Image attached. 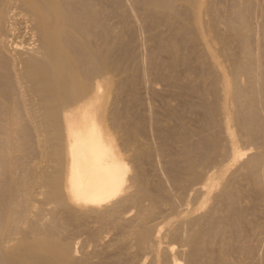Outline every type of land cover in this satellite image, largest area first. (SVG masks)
Listing matches in <instances>:
<instances>
[{"label": "rangeland", "instance_id": "rangeland-1", "mask_svg": "<svg viewBox=\"0 0 264 264\" xmlns=\"http://www.w3.org/2000/svg\"><path fill=\"white\" fill-rule=\"evenodd\" d=\"M103 1H104V3H102ZM113 1L112 0H110V1L109 0H102V1L95 0V2H94L92 0L90 2V5H89V3L87 4L90 6V10L92 12L94 10H96V11L98 10V12H99L102 10V8H104V7L108 8L109 7L108 13L105 15V18L102 19V21H101V23L102 22L103 23L106 22V23L101 24L98 21L93 22L91 20L92 24L91 23L89 24L90 25L89 26L90 27V29H89L90 34L88 33L87 36L89 35L88 39H90V37L92 39H94V44H93V40H92V50L93 51H100V50L104 49V51H100V52H104V53L107 52L106 54H108V55H106V60H107L106 62L108 63V68H107L108 70L107 69L105 70L103 68L102 69L98 68L99 70L95 71L96 79H102V77H104L105 74L108 77L107 81H105V83H104L105 85L102 87L103 88L102 90L105 91L104 92L105 96H103L104 98H103V100H101L100 116H101V119L102 118L104 119V120L102 119V122L106 124L105 128L108 130V132H110V134H112V136L114 135L113 137L115 139L117 147H118L119 151L121 152L122 156L124 157V159L129 163L130 169H129V175H128V181H127L128 185L126 184L127 186H125L126 190L124 189V191H123L124 193L122 192L121 193L122 195H119L118 196L119 198L117 197L118 200L112 199V201H109L108 204L106 203L103 206H101L99 209H96V211L95 210L92 211L89 206H86L84 204H77L74 202L73 203L69 202L68 198H66L67 201H66V199L64 200V203L66 204L65 205L63 202L59 201L61 203L60 204L57 200L54 201V199L52 200V198H50V196L48 197V195H49L48 190L49 189H47V188H49V187L47 185H45V182H43V179L45 177L44 175H46L48 173L55 172L54 170L56 169V167H55L56 164H54L55 163V156L53 154L52 138H51V135L48 134L49 131L47 130V128L45 127V124H44L45 120L41 116L42 111H41V107H40V105H41L40 100L42 101V99H40V98H42L41 97L42 95L39 94V96H38V94L34 92V88H32L30 84L23 85L25 83L22 81H21L22 82V84H21L20 81L17 80V78H16L17 76L15 75V72L12 69V63L16 64L17 68H19L22 64L18 58L19 53H17V52H23V53L27 52V51L30 52L31 51L30 48L31 47L33 48V47H35V45H38L39 41H38L37 34L34 32L33 24H32V22L30 23V18L26 14L27 12L17 2L13 1V4L11 5V7L9 9L10 12L8 11L7 18H6V20H4L5 26L6 25L7 26L6 27L4 26V29H5L4 33L5 34H3L4 35L3 37H5V38H3V39H5L4 43L7 44V45H5V47H6V54H8L7 55V61L8 62L6 61L8 66H6L5 68L3 66H0V78H2L0 80V82H1L0 84L2 85V86H0V92L2 95H0V96H1V98L4 99V100H2V102H5L6 104L2 103L1 99H0V105H1V103L3 106L5 105L3 108V109H5V110H3L4 113L7 111L6 105H10L12 107L14 106L13 108L15 109L14 110V112H16L15 114H18V112H19L18 121L22 119V122L19 121V123H20L19 126H21V127L16 125L17 128L19 127L18 128L19 130L21 128V131H19V134H18L19 135V137H18V140H19L18 147L19 148L16 152L17 154H19V155L16 154L17 156H19L17 158H20V159H18L19 161L17 160V162H16L18 164V166L15 164L14 168L16 169V174L18 176H20L22 182L26 176L27 179L29 178V180H28V181H30L29 185L34 184V185H32L34 187L32 188V186L30 185L31 187H30L29 191L32 190L30 192V194H28L29 191H28V193L25 192L27 194H25L24 191H21L23 188L19 189V192L22 193L21 195H19V197H21V198H19L21 203H18L19 200H17L18 204L15 203L16 207L15 206L14 207L16 208L15 209L16 213H18V211H19L18 214L21 215V217H20L21 219L19 218L20 215H16L18 218H16L15 222H17L16 225L18 224V227L16 225H14L15 223L13 222L12 231H11V229H7V227L5 229H3L5 231L7 229L6 233L4 234L3 239L9 241L11 238H13V240H15L14 243L17 242V239L20 240L26 236H28V238L31 239V237L35 236L34 234H36V232L32 230L33 229L32 226L33 225L37 226V224H38L37 228L39 230H41L43 233L45 232L44 235H46L48 238H49V236H50V239H51V237H52V239L58 238V239L62 240V242L67 241L69 244H71L72 247L75 249V253H76L75 257H77L78 259L80 258L82 260V263H84V264H99V263L100 264H106V263L118 264V262H117L118 260H119V262H125L126 260H128L126 262H129L132 260L133 262H135V264H151L150 260H148V256H147V258H145L147 253L143 252L140 248H139V250H137L138 246L136 244V240H135L136 238H134L136 236L135 232H137L136 230L139 227L140 220L142 221V219L145 215L144 212L145 211L147 212L150 207H156L155 209L150 208V210L155 211V212H152L150 217L149 216H148V218L146 217L147 219H145V217H144V219L148 221L146 223L150 224V226H154L153 228H155V226H157V228L160 227L163 224L159 225V223H161L165 220L166 221H170V219L172 220L173 224L170 226L173 227V229L165 226V227H163L164 228L163 233H164L168 230V228H169L168 232H170L171 230H174V228L178 224H177V222H173V220L176 221L177 220L176 216L178 215V213L179 212L181 213V211L183 212L184 209H187L183 213L187 212L188 210L193 212V213H191L190 211H188V213L190 212L192 215L190 213L187 214L186 215L187 219L188 218L192 219L195 217H199V219H200L199 220L198 218H196V219H194V221L198 220L197 223L193 222L194 225H196L195 229L198 227L197 230L206 229V228H208V226H209V228H211L210 227L211 222L209 224V221L213 220L217 223L218 228L216 227V225H213V227L217 228V229L216 228H213V229L214 230L216 229V231H215L216 234L220 233V231H221V233L218 235H216L214 233L215 234L214 236H216L215 237L216 239H214V238L213 239L215 240L216 244H214L213 247L216 248V247H219L222 244H226V243L233 246L235 249H233L234 251L231 254L232 256L231 255L229 256V260H230L229 262L230 263L236 262L235 264H250V263L251 264H261V263L264 264V260H263L264 259V254H263V252H264V250H263L264 249V196H263L264 192H262V191H264V182H262L263 177H264L263 176L264 166L263 167L259 166V169H258L259 173H257V174H259L258 177H260L261 176L260 173L262 172L261 173L262 176L260 177V179L258 178V180H257V178H254L252 176V173H253L252 170L250 168H247V166H245L246 161H248L252 156L254 157V155L255 156L259 155V153L261 151L264 152V133L262 132L263 135L261 134V131L264 130L263 129L264 127L262 128V130L260 132L259 131H257L256 133L254 132L255 134L253 133L252 136H249V135L245 134L246 130L244 129L243 126H241V123L237 119V114L242 115V116H246L247 111H248L247 108L249 107V101L248 100H250L253 96L254 97L260 96L259 99L256 98L257 101L255 100V104L254 103L253 104H254V108L256 109V112L258 113L260 120H262V122L264 124V99H263L264 98V92L262 90V88H264V72H263L264 71V69H263V67H264V61H263L264 60V0H197V1L195 0L197 2V3L195 2L196 5L194 4L193 0H172L169 3L170 5H168L167 7H161L158 5H148V4L146 5L143 2V0H115V3H112ZM242 1H243V4H242ZM84 2L85 1L83 0V3ZM237 4H239V5H237ZM232 7H235L234 8L235 10ZM236 7L240 8L245 16H246V14H247V16H249L251 14L250 17L246 16V18L248 19L246 22L247 24H244V22H240L238 20V18H237V10L238 9ZM242 7H243V10H242ZM19 8H22V9H19ZM80 10H79V12H80ZM84 12H86V11H84ZM81 13H83V12H81ZM180 13L182 14V16ZM84 15H86V14H84ZM155 15H157V16H155ZM177 17H179V18H177ZM191 17H193V18H191ZM189 19L190 20L192 19L191 21L196 19L197 22L193 21V23H192L191 21H189ZM203 20H204V22H203ZM184 22H185V24H184ZM188 23H189V25H188ZM194 23L200 24V25H198L199 27L197 25H195ZM183 24H184V26H183ZM193 26H195V27H193ZM245 26L248 27L247 28L248 30L245 28ZM106 27L108 28V31H107ZM103 28H105V30L107 31L106 34H103V32H102L104 39L106 38L107 35H108L107 37H109V38H106L107 40L105 39L104 41L106 42L108 40L109 41L111 40L110 42L108 41V43H105L103 40H102V42L100 41V39L103 38L102 34H100L101 31L103 30ZM190 28H192L193 30ZM195 28H196V30H194ZM199 28H201L200 31H199ZM207 29H208V31H207ZM180 30H181V33H180ZM244 30H246V33L243 32ZM201 31H204V32L206 31L207 33L206 32L204 33ZM240 31H242L243 33ZM199 32H201V34L202 33L203 34L202 35L200 34V36H199ZM214 34H215V37H214ZM237 34L239 35V38H238ZM240 34H241V36H240ZM193 35H194V38H193L194 42L192 43L189 41V39L191 38V36L193 37ZM246 36H247V39H246ZM35 39H36V41H34ZM239 41H241V42H239ZM205 42H208V43H205ZM202 43H204V44H202ZM248 43H249V45H248ZM213 47L215 49H213ZM246 47L248 49H251L250 52H248L249 50ZM14 49H15V51H14ZM227 49H229V50H227ZM202 51H204V52H202ZM222 51H223V54H222ZM233 51L235 54L233 53ZM243 51H245V52H243ZM16 53H17V55H15ZM170 53H172V54H170ZM249 53H251V54H249ZM252 53L253 54L255 53L256 55L255 54L252 55ZM230 54H231V56H230ZM207 55L209 56V58ZM211 55H213V57L215 56L216 60H212L214 58H212ZM258 55H259V57H258ZM210 56H211V59H210ZM234 56H236V58L239 57V59H241L243 62L248 61V57L251 56L252 58L249 57V59L251 58L252 62L255 61L254 63H252L254 65H252L251 67L249 66L250 68L248 67L246 69V71L248 70L247 72L244 71L245 68L242 70L236 71L231 64L232 59L235 58ZM245 56H248V57H246V59H244ZM253 56L257 59L259 58V60H256ZM93 58L94 57H92V59ZM205 58H208L207 61ZM209 60L210 61L212 60L213 63L210 62ZM208 61H209V63H208ZM257 62L258 63L260 62L261 64L260 63L258 64ZM210 63H212L214 65H212ZM255 63L259 66H256ZM94 64H95V62L93 63V65ZM230 64H231V66H230ZM210 65H211V67H210ZM224 65H226V66H224ZM260 65L263 67L261 68ZM211 68H213L214 71ZM254 68H256V69H254ZM5 69H6V71L10 70L7 72V74L9 73L8 75L6 73L4 74V72H6V71H4ZM100 69L102 70V74L98 75L99 73H101ZM232 70H233V72H232ZM261 70H262V72H260ZM103 71H104V74H103ZM106 71H107V73H106ZM218 71H220L219 75L222 77V82H221V77L218 75V73H216ZM1 72L3 73V75ZM231 73H234L235 76H232L233 74H231ZM6 75H7V77H6ZM102 75H104V76H102ZM4 77H5V79L8 78L7 80H9L10 84L8 82L6 84H4L5 86L2 84V82L5 83ZM233 78H235V79H233ZM260 78H262L261 81H259ZM217 79H218V81H217ZM236 79L238 80V84H235V83H237ZM227 80L228 81L231 80V81L228 82ZM219 81L221 82L222 85L220 84ZM8 84H9V86H8ZM20 84H21V87H19ZM6 85H7V87H6ZM16 85H18V86L16 87ZM230 85H231V87H227ZM235 85L240 86L239 88L242 89V91H243V94H242L243 96L240 99V101H239V99L234 97L235 96V94H234L235 89L233 87ZM22 86H24L25 88L27 87V88L26 89L22 88ZM213 86L216 90L213 88ZM221 86H223L225 88H223ZM1 87L4 88L5 92L7 90V93H4V91L2 90L3 88L1 89ZM28 88L30 89L29 91H27ZM210 88H212V89H210ZM220 88H221V90L223 88L224 92H222L220 90ZM228 88H231L230 89V96H228L229 94H226L229 91ZM253 88H254V90H253ZM213 89L215 90V93L217 92L216 94H214ZM258 90H260V91L262 90V92L260 93V91H258ZM30 91L32 92V94H29ZM26 93L30 97H28V96L26 97V95H25ZM221 93L225 94L227 97L224 96V98H222L223 95ZM257 93H259V94H257ZM219 94H220V96H219ZM33 97H35V99H39V102H38V100H35V99H34V101H31L32 100L31 98H33ZM38 97H40V98H38ZM217 97H218V99H217ZM228 97H229V99L234 97L236 101H234V98H232L233 101L229 100V101L225 102L226 101L225 99H227ZM22 98H24V99L22 100ZM243 98H244V100H243ZM8 99H9V101H7ZM221 99H224V100H222L224 102H221ZM25 100L27 101V103L28 102L30 103V104H27V105H29L28 107H30V108H28L29 112H27L26 109L22 110V109H24L23 107H24V101ZM217 100H218V102H217ZM219 100H220V103H219ZM243 101H246V102L242 103ZM235 102L237 103V105ZM31 103H33L35 107ZM213 103H215V104H213ZM225 103H229V104H225ZM36 104H38V105H36ZM218 104H219V106H218ZM221 104H225V105L223 106ZM31 105H32V108H37V107L38 108L34 109L35 110L34 111L31 108ZM220 105L222 108L223 107L225 108L226 105H227L226 108H229L228 109L229 111H227V115L231 116V117H229V128L231 130V133L237 134L235 136L239 137V139H238V137L236 138L232 134V139H233L232 141L233 142L229 138H227V136L224 132V124H225L224 121L226 120V117H227V115L225 114V111L227 109L225 108L226 109L225 110L223 108L222 112H221ZM231 105H232V107H231ZM20 106H23V107H20ZM236 106H237V108H236ZM17 108L19 109V111L16 110ZM211 108L213 111L210 110ZM230 108H232V109H230ZM233 108L237 109V110L235 111ZM30 109H31V112H30ZM215 109H216V111H215ZM240 109H242V110L240 111ZM232 110L234 111V113L232 112ZM3 111H2V109L0 110V116L3 117V120H5V121H2V118H1L0 124L3 123L2 125H5L8 122L7 120H8L9 115L7 114L8 111L5 114L3 113ZM37 111H38V113H37ZM210 111H212V114L215 115V117L212 116ZM25 112H27L29 114L35 113V115H32V114L27 115V113H25ZM39 112L41 114H39ZM219 112H221L222 114L224 112L223 116H221V113L219 114ZM237 112H239V113H237ZM241 112H242V114H241ZM216 115H217V117H216ZM19 116H20V118H19ZM23 116H26L27 119L25 117L23 118ZM219 116H220V118H219ZM260 116H262V117H260ZM209 119L210 120L212 119L211 122H209ZM221 119L224 121L222 122ZM230 120H231V122H230ZM235 120L238 121V124L236 123ZM22 123H23V125H22ZM214 125H215V127H213ZM218 125H219V127H218ZM231 126L233 127V129H231ZM22 127H23V129H22ZM42 127H43V130H42ZM45 129H46V131H45ZM220 129H223V130L220 131ZM238 129H239V131L240 130L241 131L239 132ZM232 130H234L235 132H232ZM134 131L136 132V134L134 133ZM203 131H204V133H203ZM4 132L5 131L2 128V133H4ZM240 133H241V136L239 135ZM127 134L129 137L131 136L130 138L127 136L128 139L126 137ZM222 134H223V136H222ZM213 135H215V136H213ZM257 135H258V137H256ZM200 137L205 141H203ZM215 137L221 138L219 140H221L222 142L217 140ZM131 138L133 141L131 140ZM129 140H130V143H129ZM134 140H136L135 141L136 143H133L134 144L133 145L132 142H134ZM236 140H239V143L240 142L241 143L238 145V141L236 142ZM217 141L219 144L216 143V145L214 146L213 145V144H215L214 142H217ZM20 142H21V146H20ZM211 142H212V144H211ZM136 144H138V145L136 146ZM222 144H224V146ZM49 145L51 146V148L49 147ZM199 145H201V146H199ZM230 145H231V147H230ZM220 146L224 147V148L227 147V149L223 150V148H221ZM232 146H235L236 148L242 147L241 152H243V151L247 152L248 155H245V156L248 158L246 159L245 156H242V157H244V159L241 157L240 160H238L240 163H238V161H236V162L232 161L231 162L232 156H230L229 154H232V153H230L231 152L230 148H232ZM137 148H139V150H137ZM213 148L216 150H214ZM19 149H21V151ZM140 149L144 152H141ZM229 149H230V151H229ZM205 150H206V152H204ZM219 152H220V154H219ZM224 152H225V155L223 154ZM252 152H253V154H252ZM263 152H262V154H264ZM214 153H216V155ZM139 154H142L145 157H143L142 155H139ZM206 154L208 156H206ZM226 154H228L229 159H228ZM52 155H53V157H52ZM213 155H215V156H213ZM22 157H23V159H22ZM204 157H206V158H204ZM225 157L227 159H225ZM205 159H207L208 161L207 160L205 161ZM228 160H230V161H228ZM243 160H244V162H243ZM222 162H223V164H222ZM229 162H231L230 166L227 167L226 164H228ZM234 162H235V164L236 163H238V164L234 165L233 164ZM138 163H139V165H138ZM242 163H244V166ZM28 165H29V169H31V167H32L31 170L28 169L29 174L31 175L30 177H27L26 174L24 175V173H22V170L28 168ZM135 165H137V166H135ZM220 165L223 168L226 166L227 169L226 168L219 169ZM238 165H239V167H238ZM245 167L249 171L250 170L251 171L250 172L247 171V169ZM260 168H261V170H260ZM216 169H219V171L221 170L222 172L221 171L219 172ZM239 169H241V170H239ZM223 170H225L226 172ZM31 171L34 172L33 173L34 175L32 174ZM215 171H217V173L218 172L220 173V174H218V175H220V179L223 175L224 176L222 177L223 179L220 181L219 186L217 185L218 187H216L219 191L217 189H215L214 190L215 192H213V194H212V195H214L215 199H213V196L211 197L210 195H208L209 200L207 201V199H208L207 196H205V193H203L201 190H199V187L206 181L208 175H210L211 173L215 174L216 173ZM198 172L199 173L201 172V173L199 174ZM194 173H198L197 176H194ZM221 173H223V174L221 175ZM247 174L251 178L253 177L254 180L251 179ZM35 175H38V176H35ZM40 175L42 177H40ZM32 177H34V178L37 177V178L34 179ZM244 177H245V179L243 180ZM26 178H25V181H27ZM218 178H219V176H218ZM225 178L227 179L229 184L232 182L231 183L232 185H236V187L239 186L238 188H240V190L242 192L241 193L242 196L240 198H242V199H241V201H239V204L237 206L241 207L242 210L239 209V211L234 210L232 212H228V213L226 212L227 208H225V207H227L228 204L222 198L223 194L219 193V192H223V190H221V188L225 185V183L227 184V181ZM232 178H233V180H232ZM32 179H34V180H32ZM39 180L42 181L43 183L42 182L38 183V182H40ZM230 180H232V181H230ZM255 180H257L258 183H253V182H255ZM199 181L201 182V184ZM181 183H183V185ZM223 183H224V185H222ZM259 183L261 186L259 185ZM136 184H137V186H135ZM140 184L142 187L140 186ZM241 185H242V187H241ZM258 185H259V188H258ZM245 186H247V188ZM143 188H145V189H143ZM148 188H150V189H148ZM158 188L160 189V191H162V190L163 191L160 192ZM251 188H254V189H251ZM147 191H150L149 193H151V195L153 192H155L154 196H153V197L156 196L154 198V201L149 199L150 196L146 195ZM216 191H218V192H216ZM255 191H256V195L254 193ZM201 193H203V194H201ZM245 193L247 195H245ZM25 195H27L28 198ZM187 195H189V196H187ZM136 196L138 198V202L136 201L134 204V201H132V199H133V197H136ZM245 196L247 198H244ZM127 197H129V199ZM146 197H147V199H146ZM210 197H211V200H210ZM25 198H26V200H25ZM29 199H30V201H29ZM31 199H33V200H31ZM120 199L123 201V203L119 202ZM115 200L118 203H120V205L117 204V202ZM124 200H126V201L124 202ZM185 200H187V201H185ZM192 200H193V203L189 202ZM201 200L204 203H202ZM243 200H244V202H242ZM36 201H38V202H36ZM179 201L182 202V203H180L181 205H179ZM250 201H252V203ZM54 202H55V204H54ZM152 202H155V203H152ZM185 202H187V203H185ZM199 202H201L203 205L205 204L206 206H204V208H203V205H201ZM221 202H223V203H221ZM115 203L117 205H115ZM241 203L244 205H242ZM70 204H72V205H70ZM112 205H114V207L118 206L117 208L119 211L115 212V213L116 214L119 213L120 215L118 214L119 215L118 216L114 212H111V213L112 214L114 213L113 215L118 216V218L121 217L120 218L122 220L121 224H120L121 220L118 219L119 220L118 221L115 219L117 217L114 216L115 218H113V216H110L111 215L110 209H112V207H113ZM70 206L73 207L74 211H76L77 213L73 212L72 208L70 209ZM67 207H68V209H67ZM200 207L203 209H201ZM243 207H245V208H243ZM175 208H176V210H175L176 212L173 210ZM178 208L180 211L178 210ZM182 208H183V210H182ZM199 208L201 210H204V209L205 210L201 211ZM18 209H20V210H18ZM68 210L70 212H68ZM21 211H23V214ZM194 211H195V213H194ZM197 211H199V212L197 213ZM240 211L241 212L243 211V212L241 213ZM239 212H240L241 216H240ZM71 213H73V214H71ZM175 213H177V214L175 215ZM196 213L198 214V216ZM39 214H40V216H39ZM65 214L67 217L65 216ZM76 214L77 215L83 214L82 220H81V218L75 219L76 217L74 215H76ZM84 214H87V216L85 217ZM201 214H203V215H201ZM210 214L212 215L211 218L208 217V215L210 216ZM219 214H221V216ZM244 214H246L247 216ZM23 215H24V217H23ZM102 215H104V216H102ZM188 215H190V217ZM95 216H97V217H95ZM141 216H142V219H141ZM204 216H205V219H204ZM174 217H176V219ZM222 217H225L226 223L221 224V227H220L219 221H223ZM242 217H244V218L246 217V218L243 220ZM35 218H36V220H35ZM17 219H18V221H17ZM230 219L232 221H234V223ZM93 220H94V222H93ZM113 220L117 221L116 224L119 222L121 227L118 224L116 226ZM241 220H242V223H241ZM158 221H159V223H158ZM228 221L232 222L233 225H231V223H229ZM215 222L213 224H216ZM20 223H22V224H20ZM31 223H32V226H31ZM64 223H66V224H64ZM133 223H135V224H133ZM198 223H199V226H198ZM206 223H208V225ZM250 223L252 225H250ZM141 224H142V222L140 223V225ZM225 224H227V226H225ZM203 225H205V226H203ZM235 226H236V228H235ZM250 226H252V227H250ZM253 226H254V228H253ZM23 227H24V229H23ZM204 227H206V228H204ZM14 228L16 231L13 230ZM251 228H253V229H251ZM223 229L224 230L227 229V232L225 233ZM238 230H240V231L238 232ZM241 230H244V232L243 231L241 232ZM249 230L251 231V233H249L250 232ZM10 231L13 233L11 234ZM228 231H230V232H228ZM14 232H16V233H14ZM245 232H247L249 234L247 237H249L248 243H251V244H249V246L252 248L251 256L245 255L244 253H241V251L239 249V245L241 242L240 243H238V242L243 241V240H241V238L242 239L244 238V236H242V235H245ZM7 233H10L9 236ZM23 234H24V237H23ZM221 234L222 235L224 234L225 236L224 235L222 236ZM237 234H239V235H237ZM52 235L55 237L53 238ZM131 235L133 238L131 237ZM10 236H11V238H10ZM121 236L124 237V240L120 239ZM234 236H235V238H234ZM167 237L162 238V245H164V243H165L163 241L170 240V237L169 236H167ZM221 237H222V239H221ZM179 239H180V237H179ZM238 239H240V240H238ZM90 240H91V242H90ZM121 240H122V243H120ZM180 240H182V238ZM205 241L204 242L201 241L203 247L208 246L207 244L209 242L207 240H205ZM219 241H221V242L223 241V242L221 243ZM177 242H179V241L177 240ZM177 242L175 241V244ZM233 242L235 244H233ZM110 243H112L113 245ZM176 245H179V243ZM208 247H210V246H208ZM123 249H126V250H123ZM128 250H130L131 252ZM135 250H137V252L140 251L139 254L141 255V257L140 256L136 257V255L138 253L136 254ZM125 251H126V253H128V252L129 253L126 255ZM236 251L238 253H236ZM201 252H202V255H201ZM201 252L199 254H197V257H198L197 258V264L199 262H200V264H202L201 256L203 259V257H204L203 254H205V252L204 251H201ZM130 253H132V254H130ZM233 253H234V255H233ZM254 254H255V256H254ZM119 257H122L124 260L123 259L120 260ZM135 258L137 259V261ZM138 258L140 260L139 262H138ZM144 258L147 260H145ZM233 258H235V259H233ZM251 258H252V260H251ZM132 261L129 263H133ZM141 261H142V263H141ZM181 261H182V259H181ZM247 261H248V263H247ZM182 262H183V264H186L184 261H182Z\"/></svg>", "mask_w": 264, "mask_h": 264}, {"label": "bare ground", "instance_id": "bare-ground-1", "mask_svg": "<svg viewBox=\"0 0 264 264\" xmlns=\"http://www.w3.org/2000/svg\"><path fill=\"white\" fill-rule=\"evenodd\" d=\"M13 1L17 2L26 12V14L28 15V17L30 18V23L32 22L33 24V29L34 32L37 34L38 37V45H35V47H31L30 48V52H17L19 53L18 58L20 60V62L22 63L21 66L19 68H17L16 64L12 63V69L15 72V75L17 76V80L20 81V83L22 84V82H24L25 84L23 85H27L30 84L32 88H34V92L40 95H42L38 98L42 99L41 102V111L42 114L39 112V114H41V116L43 117V119L45 120V127L47 128V130L49 131L48 134L51 135L52 138V143H53V154L55 156V163L56 164V169L54 170L55 172L53 173H48L46 175H44V179L43 182H45V185H47L49 188V195L50 198H52V200L54 199V201H60L64 203V200L66 198H68L69 202H74L77 204H84L86 206H89L90 209L92 211H96V209H99L101 206H103L104 204H108L109 201H112V199H117V197L119 195H122L121 193L124 191V189L126 190L125 186H127L128 184V175H129V163L124 159V157L122 156L121 152L119 151L117 144L115 142L114 139V135L112 136V134H110V132H108V130L105 128V123L102 122L101 116H100V111H101V100H103V96H105L104 92L102 89V87L105 85V81H107L108 77L104 75V77H102V79H96L95 77V71L99 70L98 68H103V69H107L108 68V63L106 62V53L104 52H100V51H104L100 50V51H93L92 50V40H93V44H94V39H92L90 37V39H88L89 35L87 36V34H90V23L91 20L93 22H99L101 23L102 19L105 18V15L108 13V8L104 7L102 8L101 11L98 12V10H94L93 12L90 10V2L92 0H84L85 2L83 3V0H0V66H3L4 68L7 65L6 61H7V55L6 54V47L4 43L3 37L5 34L4 31V20H6L7 15H8V11L11 7V5L13 4ZM95 2V0H93ZM102 1V0H100ZM110 1V0H109ZM113 1V0H112ZM172 0H143V2L147 5H158L161 7H167L168 5H170L169 3ZM197 1V0H196ZM195 0H193L194 4L196 2ZM98 2V1H97ZM138 2V1H137ZM189 2V1H188ZM215 2V1H214ZM219 2V1H218ZM259 2V1H258ZM89 3V5H87ZM104 3V1L102 2ZM115 3V0L112 2ZM197 3V2H196ZM227 3V2H226ZM230 3V2H229ZM99 4V3H98ZM131 4V3H130ZM193 4V3H192ZM243 4V1H242ZM17 5V4H16ZM18 5V6H19ZM196 5V4H195ZM220 5V4H219ZM235 5V4H234ZM239 5V4H237ZM206 6V5H205ZM96 7V6H95ZM115 7V6H114ZM133 7V6H132ZM217 7V6H216ZM238 7V6H237ZM236 7V8H237ZM19 8V9H22ZM139 8V7H138ZM150 8V7H149ZM160 8V7H159ZM233 9L235 7H232ZM253 8V7H252ZM12 9V8H11ZM82 11H81V10ZM168 9V8H167ZM237 18L240 22H244V24H247V14L246 16L244 15V13L241 11L240 8H237ZM80 10V12H79ZM227 10V9H226ZM235 10V9H234ZM243 10V7H242ZM260 10V9H259ZM12 11V10H11ZM20 11V10H19ZM86 11V12H84ZM127 11V10H126ZM10 12V11H9ZM83 12V13H81ZM92 12V13H91ZM247 12V11H246ZM248 13V12H247ZM256 13V12H255ZM254 13V14H255ZM83 14V15H82ZM86 14V15H84ZM138 14V13H137ZM181 14V13H180ZM186 14V13H185ZM184 14V15H185ZM183 15V16H184ZM211 15V14H210ZM251 15V14H250ZM247 16V17H250ZM92 16V17H91ZM120 16V15H119ZM157 16V15H155ZM180 16V15H179ZM182 16V14H181ZM27 17V18H28ZM189 17V16H188ZM214 17V16H213ZM252 17V16H251ZM92 18V19H91ZM167 18V17H166ZM179 18V17H177ZM185 18V17H184ZM183 18V19H184ZM193 18V17H191ZM186 19V18H185ZM184 19V20H185ZM251 19V18H250ZM192 20V19H191ZM189 19V21H191ZM236 20V19H235ZM104 21V20H103ZM107 21V20H106ZM126 21V20H125ZM156 21V20H155ZM186 21V20H185ZM193 21H196L193 20ZM193 21H191L193 23ZM214 21V20H213ZM8 22V21H7ZM197 22V21H196ZM204 22V20H203ZM218 22V21H217ZM226 22V21H225ZM237 22V21H236ZM98 23V24H99ZM103 23V22H102ZM101 23V24H102ZM106 23V22H104ZM103 23V24H104ZM108 23V22H107ZM232 23V22H231ZM92 24V23H91ZM185 24V22H184ZM183 24V26H184ZM195 25H200V24H196ZM233 24V23H232ZM189 25V23H188ZM7 26V25H6ZM5 26V27H6ZM30 26V25H29ZM104 26V25H103ZM106 26V25H105ZM182 26V27H183ZM94 27V26H93ZM102 27V26H101ZM180 27V26H179ZM190 27V26H189ZM188 27V28H189ZM195 27V26H193ZM199 27V26H198ZM197 27V28H198ZM250 27V26H249ZM253 27V26H252ZM110 28V27H109ZM178 28V27H177ZM237 28V27H236ZM244 28V27H243ZM245 28L247 29L248 27L245 26ZM9 29V28H8ZM107 31L108 28L106 27ZM192 29V28H190ZM240 29V28H239ZM250 29V28H249ZM255 29V28H254ZM102 30V29H101ZM179 30V29H178ZM186 30V29H185ZM193 30V29H192ZM196 30V28L194 29ZM198 30V29H197ZM201 30V28H199V31ZM203 30V29H202ZM248 30V29H247ZM100 31V30H99ZM105 30V28H103V30L101 31L100 34H106L107 32ZM174 31V30H173ZM208 31V29H207ZM8 32V31H7ZM183 32V31H182ZM204 32V31H201ZM201 32H199V36L201 34ZM206 32V31H205ZM204 32V33H205ZM242 32V31H240ZM243 32L246 33V30H244ZM242 32V33H243ZM250 32V31H249ZM179 33V32H178ZM181 33V30H180ZM179 33V34H180ZM195 33V32H194ZM198 33V32H197ZM207 33V32H206ZM7 34V33H6ZM102 34V36H103ZM183 34V33H182ZM203 34V33H202ZM201 34V35H202ZM239 34V33H238ZM237 34V35H238ZM259 34V33H258ZM261 34V33H260ZM110 35V34H109ZM184 35V34H183ZM182 35V36H183ZM192 35V34H191ZM198 35V34H197ZM196 35V36H197ZM247 35V34H246ZM94 36V35H93ZM108 36V35H107ZM106 38H109L107 37ZM181 36V37H182ZM241 36V34H240ZM250 36V35H249ZM198 37V36H197ZM215 37V34H214ZM7 38V37H6ZM105 38V39H106ZM133 38V37H132ZM184 38V37H183ZM194 35L193 37L191 36V38L189 39L190 42H194ZM234 38V37H233ZM239 38V35H238ZM104 36L102 39H100V41L102 42V40L104 41ZM181 39V38H180ZM197 39V38H196ZM213 39V38H212ZM223 39V38H222ZM247 39V36H246ZM13 40V39H12ZM107 40V39H106ZM205 40V39H204ZM209 40V39H208ZM211 40V39H210ZM36 41V39L34 40ZM99 41V40H98ZM109 41V40H108ZM108 41H104L105 43H108ZM111 41V40H110ZM109 41V42H110ZM122 41V40H121ZM182 41V40H181ZM206 41V40H205ZM242 41V40H241ZM239 41V42H241ZM248 41V40H247ZM261 41V40H260ZM259 41V42H260ZM103 42V43H104ZM183 42V41H182ZM235 42V41H234ZM252 42V41H251ZM7 43V42H6ZM208 43V42H205ZM246 43V42H245ZM32 44V43H31ZM96 44V43H95ZM125 44V43H124ZM204 44V43H202ZM231 44V43H230ZM29 45V44H28ZM101 45V44H100ZM107 45V44H106ZM120 45V44H119ZM226 45V44H225ZM229 45V44H228ZM241 45V44H240ZM244 45V44H243ZM247 45V44H246ZM249 45V43H248ZM247 45V46H248ZM181 46V45H180ZM100 47V46H99ZM108 47V46H107ZM164 47V46H163ZM174 47V46H173ZM20 48V47H19ZM25 48V47H24ZM29 48V47H28ZM110 48V47H109ZM181 48V47H180ZM247 48V47H246ZM252 48V47H251ZM10 49V48H9ZM26 49V48H25ZM102 49V48H101ZM172 49V48H171ZM213 49H215L213 47ZM245 49V48H244ZM248 49V48H247ZM27 50V49H26ZM173 50V49H172ZM177 50V49H176ZM221 50V49H220ZM229 50V49H227ZM233 50V49H232ZM250 52L251 49H248ZM262 50V49H261ZM15 51V49H14ZM19 51V50H18ZM108 51V50H107ZM205 51V50H204ZM202 51V52H204ZM219 51V50H218ZM231 51V50H230ZM211 52V51H210ZM221 52V51H220ZM245 52V51H243ZM247 52V51H246ZM253 52V51H252ZM263 52V51H262ZM17 53L15 55H17ZM27 53V54H26ZM173 53V52H172ZM170 53V54H172ZM229 53V52H228ZM227 53V54H228ZM234 53V51H233ZM239 53V52H238ZM258 53V52H257ZM223 54V51H222ZM226 54V53H225ZM232 54V53H231ZM230 54V56H231ZM235 54V53H234ZM248 54V53H247ZM251 54V53H249ZM255 54V53H254ZM252 53V55H254ZM215 55V54H214ZM256 55V54H255ZM208 56V55H207ZM212 60H216L215 56L213 57V55H211ZM210 56V59H211ZM92 57H94L92 59ZM218 57V56H217ZM235 58L232 59L231 64L233 66V68L238 71V70H242L244 69V71H246V69L254 64V62H252L251 57L249 59L248 56H245L244 59H246V57H248V61L243 62L241 59L236 58V56H234ZM254 57V56H253ZM259 57V55H258ZM17 58V59H18ZM108 58V57H107ZM209 58V56H208ZM208 58H205L206 61ZM255 58V57H254ZM203 59V58H202ZM256 60H259V58H255ZM212 60L210 62H212ZM15 61V60H14ZM176 61V60H175ZM205 61V60H204ZM208 61V63H209ZM229 61V62H230ZM261 61V60H260ZM264 61V60H263ZM8 62V61H7ZM95 62V64L93 65V63ZM171 62V61H170ZM178 62V61H177ZM198 62V61H197ZM228 62V61H227ZM262 62V61H261ZM176 63V62H175ZM196 63V62H195ZM213 63V62H212ZM210 63V64H212ZM215 63V62H214ZM219 63V62H218ZM225 63V62H224ZM258 63V62H257ZM260 63V62H259ZM258 63V64H259ZM89 64V65H88ZM110 64V63H109ZM230 64V66H231ZM256 64V63H255ZM261 64V63H260ZM19 65V64H18ZM214 65V64H212ZM217 65V64H216ZM110 66V65H109ZM226 66V65H224ZM256 66H259L256 64ZM119 67V66H118ZM211 67V65H210ZM213 67V66H212ZM222 67V66H221ZM249 67V68H250ZM260 67L262 68L263 66L260 65ZM232 68V69H233ZM100 69V70H101ZM111 69V68H110ZM213 70V68H211ZM221 69V68H220ZM233 69V70H234ZM252 69V68H251ZM256 69V68H254ZM264 69V67H263ZM108 70V69H107ZM169 70V69H168ZM232 70V72H233ZM6 71V69L4 70ZM10 71V70H8ZM4 72V74L7 72ZM214 71V70H213ZM248 71V70H247ZM246 71V72H247ZM258 71V70H257ZM100 72V71H99ZM219 72L218 73L219 75ZM230 72V71H229ZM228 72V73H229ZM235 72V71H234ZM243 72V71H242ZM262 72V70L260 71ZM264 72V71H263ZM2 73V72H1ZM107 73V71H106ZM227 73V72H226ZM249 73V72H248ZM9 74V73H8ZM7 74V75H8ZM102 74V70L101 73H99L98 75ZM104 74V71H103ZM215 74V73H214ZM232 76H235L234 73ZM236 74V73H235ZM260 74V73H259ZM3 75V73H2ZM6 75V77H7ZM217 75V74H216ZM215 75V76H216ZM237 75V74H236ZM97 76V75H96ZM220 76V75H219ZM242 76V75H241ZM221 77V76H220ZM263 77V76H262ZM101 78V77H100ZM215 78V77H214ZM232 78V77H231ZM237 78V77H236ZM239 78V77H238ZM2 78H0L1 80ZM5 79V77H4ZM3 79V80H4ZM8 78H6L4 80L5 83L2 82V84H6L7 82L9 83V80H7ZM220 79V78H219ZM235 79V78H233ZM262 78H260L259 81H261ZM2 80V81H3ZM14 80V79H13ZM237 80V79H236ZM18 81V82H19ZM22 81V82H21ZM218 81V79H217ZM228 81V80H227ZM231 81V80H229ZM228 81V82H229ZM11 82V81H10ZM220 82V81H219ZM218 82V83H219ZM221 82H222V77H221ZM220 82V84H221ZM1 83V82H0ZM212 83V82H211ZM234 83V82H233ZM255 83V82H254ZM262 83V82H261ZM10 84V83H9ZM8 84V86H9ZM21 84L19 85V87H21ZM217 84V83H216ZM238 84V80L237 83ZM258 84V83H257ZM260 84V83H259ZM15 85V84H14ZM218 85V84H217ZM222 85V84H221ZM226 85V84H225ZM229 85V84H228ZM261 85V84H260ZM0 86H2L0 84ZM5 86V85H4ZM3 86V87H4ZM18 85H16L17 87ZM236 86V85H235ZM233 87L234 90V94L237 99L242 98V94L243 91L242 89H240V86H236ZM256 86V85H255ZM1 87V89L3 88ZM7 87V85H6ZM29 87V86H28ZM122 87V86H121ZM223 87V86H221ZM227 87H231L227 86ZM226 87V88H227ZM242 87V86H241ZM251 87V86H250ZM9 88V87H8ZM22 88H25L24 86H22ZM27 88V87H26ZM25 88V89H26ZM31 88V89H32ZM214 88V86H213ZM225 88V87H223ZM220 90L222 92H224L223 89ZM124 89V88H123ZM212 89V88H210ZM215 89V88H214ZM213 89V90H214ZM229 91L226 94H229L228 96H230V89L228 88ZM4 91V88L2 89ZM6 90V89H5ZM24 90V89H23ZM30 89L28 88L27 91H29ZM105 90V89H104ZM216 90V89H215ZM214 90V94L215 93ZM254 90V88H253ZM263 92H264V88H262ZM262 90H258L260 91V93L262 92ZM32 91V90H31ZM30 91L29 94H32V92ZM211 91V90H210ZM220 91V92H221ZM232 91V90H231ZM251 91V90H250ZM257 91V92H258ZM253 92V91H252ZM4 93H7L4 91ZM23 94V93H22ZM211 94V93H210ZM222 94V93H221ZM259 94V93H257ZM0 95L1 92H0ZM26 97L28 96L27 93L25 94ZM24 95V96H25ZM36 95V94H35ZM222 98H224V96H226L225 94H222ZM262 95V94H261ZM10 96V95H9ZM118 96V95H117ZM217 96V95H216ZM220 96V94H219ZM218 96V97H219ZM233 96V95H232ZM259 96V95H258ZM30 97V96H28ZM217 97V99H218ZM227 97V96H226ZM232 97V98H234ZM10 98V97H9ZM25 98V97H24ZM22 98V100L24 99ZM221 98V97H220ZM229 97L227 99H225L227 101L231 100L233 101V99ZM247 98V97H246ZM256 98H260L259 97H252L249 101V107L247 108V114L246 116H242V115H238L237 114V119L238 121L241 123V126L244 127V129L246 130L245 134L252 136L253 133L257 132V131H261L262 128L264 127V124L262 122V120H260L258 113L256 112V109L254 108V104H255V100L257 101ZM1 102L2 100H4L3 98H1ZM11 99V98H10ZM29 99V98H28ZM31 101H34L35 97L31 98ZM262 99V98H261ZM264 99V98H263ZM21 100V101H22ZM27 100V99H26ZM24 101V109L27 112H29L30 107H28L30 104L29 102L27 103V101ZM30 100V99H29ZM38 100L39 99H35ZM224 99H221V102ZM244 100V98H243ZM9 101V99L7 100ZM19 101V100H18ZM234 101L235 98H234ZM37 102V103H38ZM103 102V101H102ZM216 102V101H215ZM218 102V100H217ZM246 101H243L242 103H245ZM4 104H6L5 102H2ZM1 103V107L0 110L4 108V106ZM14 103V102H13ZM35 103V102H34ZM220 103V100H219ZM232 103V102H231ZM230 103V104H231ZM236 103V102H235ZM234 103V104H235ZM254 103V104H253ZM33 104V103H31ZM215 104V103H213ZM212 104V105H213ZM225 104H229V103H225ZM225 104H221V105H225ZM247 104V103H246ZM15 105V104H14ZM17 105V104H16ZM19 105V104H18ZM38 105V104H36ZM220 105V107H221ZM233 105V104H232ZM231 105V107H232ZM237 105V103H236ZM243 105V104H242ZM258 105V104H257ZM7 106V111H8V122L5 125H2L3 123L0 124V264H84L82 263V260L77 257H75L76 253H75V249L72 247L71 244H69L67 241L62 242V240L58 239V238H54L55 236H53L54 239H50L44 235V233L39 230L38 224L37 226L33 225L31 223V226L33 227V231L36 232V234H34L35 236L31 237V239L28 238V236L23 237L22 239L18 240L17 242H15V240H13V238H11L10 236V240H4V234L6 233L7 229H11L12 231V226H13V222L15 223L14 225H16L17 222L16 218H18L16 215H20L18 213H16L15 211V203H17V200H19V195H21L22 193L19 192L20 188H23L21 191H24L28 193V191L30 190V187L34 184H30L29 178L27 179L26 176L25 178L27 179V181H25V178L23 180V182L21 181L20 176H18L16 174V169L15 164L18 166V164L16 163L18 159L17 158L19 156V154H17V150H18V145H19V131H21L18 129L19 127V121L22 122V119L18 121V114H15L16 112H14V106H10V105H6ZM34 106V104H33ZM219 106V104H218ZM241 106V105H240ZM18 107V106H17ZM35 107V106H34ZM210 107V106H209ZM216 107V106H215ZM227 107V105L225 106V108ZM229 107V106H228ZM234 107V106H233ZM256 107V106H255ZM32 108V105H31ZM38 108V107H37ZM37 108H32L37 109ZM104 108V107H103ZM218 108V107H217ZM224 108V107H223ZM221 107V112L222 109ZM224 108V109H225ZM237 108V106H236ZM242 108V107H241ZM40 109V108H39ZM227 109V110H226ZM225 110V114L227 115V111H229V108H226ZM232 109V108H230ZM234 109V108H233ZM239 109V108H238ZM260 109V108H259ZM16 110L19 111V109L17 108ZM21 110V111H22ZM121 110V109H120ZM212 110V108L210 109ZM219 110V109H218ZM235 111L237 109H234ZM242 109H240L241 111ZM6 111V112H7ZM35 111V110H34ZM33 111V112H34ZM209 111V110H208ZM213 111V110H212ZM212 111H210V113L212 114ZM216 111V109H215ZM245 111V110H244ZM5 112V113H6ZM25 112V113H27ZM31 112V109H30ZM219 112V114L221 113ZM232 112L234 113V111L232 110ZM4 113V111H3ZM4 113V114H5ZM21 113V112H20ZM38 113V111H37ZM239 113V112H237ZM29 113H27L28 115ZM32 115H35V113H31ZM29 114V115H31ZM210 114V115H211ZM224 114V112H223ZM223 114L221 113V116H223ZM242 114V112H241ZM7 115V116H8ZM26 115V116H27ZM218 115V114H217ZM216 115V117H217ZM244 115V114H243ZM260 115V114H259ZM26 116H23V118ZM119 116V115H118ZM207 116V115H206ZM212 116L215 117V115L212 114ZM235 116V115H234ZM41 117V118H42ZM211 117V116H210ZM229 115H227L226 120H222V122L224 121V132L227 136V138H229L231 141L232 139V134L231 130L229 128ZM233 117V116H232ZM236 117V116H235ZM262 117V116H260ZM3 117L0 116V119ZM20 118V116H19ZM30 118V117H29ZM36 118V117H35ZM212 118V117H211ZM220 118V116H219ZM234 118V117H233ZM27 119V118H26ZM38 119V118H37ZM31 120V119H30ZM35 120V119H34ZM41 120V119H40ZM104 120V119H103ZM212 120V119H211ZM211 120L209 119V122H211ZM217 120V119H216ZM232 120V119H231ZM230 120V122H231ZM1 121V120H0ZM37 121V120H36ZM42 121V120H41ZM236 121V120H235ZM238 121H236V123L238 124ZM34 122V121H33ZM43 122V121H42ZM41 122V123H42ZM110 122V121H109ZM145 122V121H144ZM206 122V121H205ZM25 123V122H24ZM216 123V122H215ZM43 124V123H42ZM218 124V123H217ZM216 124V125H217ZM236 124V125H237ZM19 126L17 128V126ZM23 125V123H22ZM26 125V124H25ZM112 125V124H111ZM136 125V124H135ZM142 125V124H141ZM211 125V124H210ZM220 125V124H219ZM218 125V127H219ZM234 125V124H233ZM240 125V124H239ZM16 126V127H15ZM222 126V125H221ZM220 126V127H221ZM44 127V128H45ZM107 127V126H106ZM128 127V126H127ZM209 127V126H208ZM207 127V128H208ZM215 127V125L213 126ZM2 128L5 131L4 133H2ZM27 128V127H26ZM41 128V127H40ZM108 128V127H107ZM132 128V127H131ZM23 129V127H22ZM25 129V128H24ZM209 129V128H208ZM219 129V128H218ZM231 129H233V127L231 126ZM264 129V128H263ZM43 130V127H42ZM134 130V129H133ZM206 130V129H205ZM223 129H220V131ZM243 130V129H242ZM244 130V131H245ZM46 131V129H45ZM239 131V129H238ZM241 131V130H240ZM239 131V132H240ZM116 132V131H115ZM208 132V131H207ZM213 132V131H212ZM232 132H235L234 130H232ZM243 132V131H242ZM264 130L261 131V134L263 135ZM47 133V132H46ZM134 133L136 134V132L134 131ZM139 133V132H138ZM137 133V134H138ZM146 133V132H145ZM201 133V132H200ZM199 133V134H200ZM204 133V131H203ZM254 133V134H255ZM21 134V133H20ZM170 134V133H169ZM224 134V135H225ZM46 135V134H45ZM130 135V134H129ZM201 135V134H200ZM206 135V134H205ZM209 135V134H208ZM234 136L237 134H233ZM241 136V133L239 134ZM244 135V134H243ZM242 135V136H243ZM21 136V135H20ZM128 136V134L126 135V137ZM137 136V135H136ZM144 136V135H143ZM215 136V135H213ZM212 136V137H213ZM223 136V134H222ZM233 136V137H234ZM261 136V135H260ZM120 137V136H119ZM129 137V136H128ZM127 137V139H128ZM131 137V136H130ZM129 137V138H130ZM206 137V136H205ZM236 137V136H235ZM234 137V138H235ZM238 137V136H237ZM236 137V138H237ZM254 137V136H253ZM258 137V135L256 136ZM26 138V137H25ZM147 138V137H146ZM201 138V137H200ZM207 138V137H206ZM209 138V137H208ZM216 138V137H215ZM224 138V137H223ZM252 138V137H251ZM49 139V138H48ZM134 139V138H133ZM202 139V138H201ZM217 140L221 139V138H216ZM226 139V138H225ZM239 139V137H238ZM253 139V138H252ZM259 139V138H258ZM26 140V139H25ZM28 140V139H27ZM42 140V139H41ZM50 140V139H49ZM132 140V138H131ZM137 140V139H136ZM134 140L133 143H136ZM203 140V139H202ZM212 140V139H211ZM215 140V139H214ZM229 140V141H230ZM256 140V139H255ZM21 141V140H20ZM133 141V140H132ZM205 141V140H203ZM221 141V140H219ZM238 141V145L241 143H239V140H236V142ZM249 141V140H248ZM261 141V140H260ZM201 142V141H200ZM222 142V141H221ZM224 142V141H223ZM227 142V141H226ZM233 142V141H232ZM235 142V143H236ZM252 142V141H251ZM255 142V141H254ZM44 143V142H43ZM127 143V142H126ZM130 143V140H129ZM210 143V142H209ZM208 143V144H209ZM215 144H213L214 146L216 145L217 142H214ZM228 143V142H227ZM230 143V142H229ZM24 144V143H23ZM26 144V143H25ZM32 144V143H31ZM131 144V145H132ZM212 144V142H211ZM219 144V143H218ZM221 144V143H220ZM231 144V143H230ZM234 144V143H233ZM237 144V143H236ZM258 144V143H257ZM27 145V144H26ZM37 145V144H36ZM134 145V144H133ZM138 144H136L137 146ZM141 145V144H140ZM224 146V144H222ZM232 145V144H231ZM230 145V147H231ZM20 146H21V142H20ZM44 146V145H43ZM184 146V145H183ZM201 146V145H199ZM218 146V145H217ZM228 146V145H227ZM256 146V145H255ZM258 146V145H257ZM262 146V145H261ZM49 147L51 148V146L49 145ZM134 147V146H133ZM141 147V146H140ZM221 147V146H220ZM226 147V146H225ZM240 147V146H239ZM247 147V146H246ZM259 147V146H258ZM23 148V147H22ZM144 148V147H143ZM201 148V147H200ZM204 148V147H203ZM216 148V147H215ZM224 149V147H221ZM242 148V147H241ZM241 148H236L235 146H232L231 152L232 154H229L230 156H232L231 158V162L232 161H238L240 160V158L242 156L248 155L247 152L243 151L241 152ZM245 148V147H244ZM262 148V147H261ZM25 149V148H24ZM29 149V148H28ZM31 149V148H30ZM156 149V148H155ZM214 149V148H213ZM229 149V151H230ZM240 149V150H239ZM253 149V148H252ZM21 151V149H19ZM43 150V149H42ZM52 150V149H51ZM50 150V151H51ZM137 150H139V148H137ZM141 150V149H140ZM190 150V149H189ZM216 150V149H214ZM218 150V149H217ZM222 150V151H223ZM245 150V149H244ZM262 150V149H261ZM260 150V151H261ZM24 151V150H23ZM148 151V150H147ZM219 151V150H218ZM217 151V152H218ZM227 151V150H226ZM141 152H144L141 150ZM203 152V151H202ZM206 152V150L204 151ZM259 152V151H258ZM263 151H261L259 153V155L254 157L252 156L248 161H246V165L247 168H250L252 170V176L254 178H258L260 179V177L262 176V172L260 173V177L259 174V166L263 167L264 166V154H262ZM22 153V152H21ZM20 153V154H21ZM191 153V152H190ZM227 153V152H226ZM251 153V152H250ZM256 153V152H255ZM264 153V152H263ZM17 154V155H16ZM25 154V153H24ZM216 155V153H214ZM220 154V152H219ZM225 155V152L223 153ZM228 154L227 157H228ZM253 154V152H252ZM142 155V154H139ZM213 155V156H215ZM222 155V154H221ZM50 156V155H49ZM138 156V155H137ZM143 156V155H142ZM189 156V155H188ZM206 156H208L206 154ZM220 156V155H219ZM27 157V156H26ZM34 157V156H33ZM53 157V155H52ZM145 157V156H143ZM224 157V156H223ZM246 157V156H245ZM50 158V157H49ZM139 158V157H138ZM206 158V157H204ZM214 158V157H213ZM244 159V157H242ZM248 157H246L247 159ZM23 159V157H22ZM223 159V158H222ZM225 159H227L225 157ZM229 159V157H228ZM52 160V159H51ZM139 160V159H138ZM141 160V159H140ZM203 160V159H202ZM207 159H205L206 161ZM210 160V159H209ZM19 161V160H18ZM54 161V160H53ZM190 161V160H189ZM204 161V160H203ZM208 161V160H207ZM213 161V160H212ZM230 161V160H228ZM26 162V161H25ZM135 162V161H134ZM178 162V161H177ZM214 162V161H213ZM221 162V161H220ZM229 162L227 165L230 166ZM235 162L233 163L234 165L240 163L238 161V163L235 164ZM242 162V161H241ZM244 162V160H243ZM19 163V162H18ZM51 163V162H50ZM34 164V163H33ZM42 164V163H41ZM223 164V162H222ZM221 164V165H222ZM244 166V163H242ZM25 165V164H24ZM139 165V163H138ZM198 165V164H197ZM220 165L219 169H224L227 167L225 166L224 168ZM16 166V167H17ZM22 166V165H21ZM137 166V165H135ZM171 166V165H170ZM204 166V165H203ZM224 166V165H223ZM242 166V165H241ZM242 166V167H243ZM26 167V166H25ZM235 167V166H234ZM239 167V165H238ZM34 168V167H33ZM218 168V167H217ZM246 168V167H245ZM244 168V169H245ZM246 168V169H247ZM29 165L28 168L23 169L22 173H24V175L26 174L27 177H30L31 175L29 174ZM37 169V168H36ZM53 169V168H52ZM177 169V168H176ZM197 169V168H196ZM219 169H216L219 171ZM225 169V170H226ZM243 169V170H244ZM179 170V169H178ZM186 170V169H185ZM223 170V171H225ZM232 170V169H231ZM237 170V169H236ZM241 170V169H239ZM250 170V171H251ZM261 170V168H260ZM39 171V170H38ZM221 171V170H220ZM219 171V172H220ZM229 171V170H228ZM233 171V170H232ZM247 171H249L247 169ZM249 171V172H250ZM264 171V170H263ZM19 172V171H18ZM32 172V171H31ZM44 172V171H43ZM46 172V171H45ZM48 172V171H47ZM186 172V171H185ZM214 172V171H213ZM217 173V171H215ZM211 173L210 175H208L206 181L199 187V190H201L203 193H205V196L210 195L211 197L213 196V199H215L213 192H215L214 190L217 189L216 187L219 186L220 181L223 179L222 176L220 179V173ZM222 172V171H221ZM226 172V171H225ZM245 172V171H244ZM34 172H32L33 174ZM136 173V172H135ZM139 173V172H138ZM176 173V172H175ZM192 173V172H191ZM199 173V172H198ZM198 173H194V176H197ZM201 173V172H200ZM199 173V174H200ZM240 173V172H239ZM44 174V173H43ZM140 174V173H139ZM223 173H221L222 175ZM226 174V173H225ZM20 175V174H19ZM29 175V176H28ZM34 175V174H33ZM134 175V174H133ZM132 175V176H133ZM227 175V174H226ZM248 175V174H247ZM38 176V175H35ZM199 176V175H198ZM219 176V178H218ZM235 176V175H234ZM249 176V175H248ZM264 176V174H263ZM24 177V176H23ZM40 177H42L40 175ZM137 177V176H136ZM146 177V176H145ZM175 177V176H174ZM191 177V176H190ZM227 177V176H226ZM250 177V176H249ZM253 177L251 179H253ZM34 178V177H32ZM37 178V177H35ZM34 178V179H35ZM179 178V177H178ZM203 178V177H202ZM228 178V177H227ZM230 178V177H229ZM31 179V178H30ZM32 179V180H34ZM39 179V178H38ZM137 179V178H136ZM140 179V178H139ZM138 179V180H139ZM167 179V178H166ZM226 179V178H225ZM235 179V178H234ZM245 179V177L243 178V180ZM249 179V178H248ZM31 180V181H32ZM42 180V179H41ZM172 180V179H171ZM189 180V179H188ZM233 180V178H232ZM230 180V181H232ZM254 180V179H253ZM257 180H255V182L253 183H258ZM262 180V179H261ZM38 181V180H37ZM40 181V180H39ZM135 181V180H134ZM227 181V179H226ZM260 181V180H259ZM42 181L38 182L41 183ZM42 182V183H43ZM200 182V181H199ZM237 182V181H236ZM264 182V177H263V181ZM36 183V182H35ZM179 183V182H178ZM194 183V182H193ZM222 183V182H221ZM232 183V182H231ZM229 184L227 181V184L224 183L222 185H224L221 190H223V192H219L223 194V199L226 201V203L228 204L227 210L226 212H232L234 210L239 211V209H241V207L237 206L239 204V201H241L242 198H240L242 196V192L240 190V188L236 187V185H232ZM234 183V182H233ZM238 183V182H237ZM250 183V182H249ZM248 183V184H249ZM252 183V184H253ZM37 184V183H36ZM127 184V185H126ZM130 184V183H129ZM135 184V183H134ZM138 184V183H137ZM137 184L135 186H137ZM144 184V183H143ZM142 184V185H143ZM149 184V183H148ZM165 184V183H164ZM183 185V183H181ZM201 184V182H200ZM199 184V185H200ZM43 185V184H42ZM198 185V186H199ZM218 185V186H217ZM221 185V184H220ZM239 185V184H238ZM260 185V183H259ZM258 185V188H259ZM141 186V184H140ZM160 186V185H159ZM171 186V185H170ZM248 186V185H247ZM247 186H245L247 188ZM257 186V185H256ZM261 186V185H260ZM34 186H32L33 188ZM142 187V186H141ZM158 187V186H157ZM172 187V186H171ZM242 187V185H241ZM250 187V186H249ZM252 187V186H251ZM263 187V186H262ZM245 188V189H246ZM40 189V188H39ZM145 189V188H143ZM150 189V188H148ZM147 189V190H148ZM152 189V188H151ZM159 189V188H158ZM165 189V188H164ZM254 189V188H251ZM262 189V188H261ZM46 190V189H45ZM157 190V189H156ZM162 190V189H161ZM182 190V189H181ZM218 190V189H217ZM256 190V189H255ZM259 190V189H258ZM263 190V189H262ZM32 191V190H31ZM28 194H30V192ZM137 191V190H136ZM151 191V190H150ZM150 191H147L146 195L150 196L149 199H151L152 201H154V193H149ZM160 191V189H159ZM163 191V190H162ZM160 191V192H162ZM200 191V192H201ZM219 191V190H218ZM216 191V192H218ZM245 191V190H244ZM247 191V190H246ZM252 191V190H251ZM250 191V192H251ZM36 192V191H35ZM135 192V191H134ZM138 192V191H137ZM157 192V191H156ZM169 192V191H168ZM185 192V191H184ZM192 192V191H191ZM264 192V191H262ZM20 193V194H19ZM25 193V194H27ZM124 193V192H123ZM201 193V194H203ZM218 193V194H219ZM248 193V192H247ZM253 193V192H252ZM256 195V191L254 192ZM143 194V193H142ZM169 194V193H168ZM178 194V193H177ZM183 194V193H182ZM249 194V193H248ZM251 194V193H250ZM131 195V194H130ZM137 195V194H136ZM139 195V194H138ZM217 195V194H216ZM245 195H247L245 193ZM261 195V194H260ZM27 197V195H25ZM125 196V195H124ZM145 196V195H144ZM181 196V195H180ZM189 196V195H187ZM201 196V195H200ZM199 196V197H200ZM254 196V195H253ZM264 196V194H263ZM195 197V196H194ZM210 197V200H211ZM28 198V197H27ZM49 198V199H50ZM119 198V197H118ZM124 198V197H123ZM122 198V199H123ZM129 199V197H127ZM163 198V197H162ZM173 198V197H172ZM176 198V197H175ZM220 198V197H219ZM218 198V199H219ZM221 198V199H222ZM244 198H247L246 196ZM143 199V198H142ZM147 199V197H146ZM183 199V198H182ZM259 199V198H258ZM262 199V198H261ZM22 200V199H21ZM26 200V198H25ZM33 200V199H31ZM118 200V199H117ZM121 200V199H120ZM119 200L120 203H123V201L121 202ZM127 200V199H126ZM124 200V202L126 201ZM174 200V199H173ZM199 200V199H198ZM204 200V199H203ZM209 200V198L207 199V201ZM23 201V200H22ZM30 201V199H29ZM67 201V199H66ZM116 201V200H115ZM114 201V202H115ZM132 201L138 202V198L133 197ZM184 201V200H183ZM187 201V200H185ZM202 201V200H201ZM205 201V200H204ZM206 201V202H207ZM257 201V200H256ZM263 201V200H262ZM24 202V201H23ZM38 202V201H36ZM59 202V203H60ZM113 202V203H114ZM117 202V201H116ZM149 202V201H148ZM175 202V201H174ZM193 203L192 201H189ZM224 202V201H223ZM221 202V203H223ZM244 202V200L242 201ZM252 203V201H250ZM18 203H21L20 200ZM17 203V204H18ZM25 203V202H24ZM58 203V204H59ZM62 203V204H63ZM67 203V202H66ZM120 203L117 202V204L120 205ZM130 203V202H129ZM155 203V202H152ZM179 201V205H181ZM187 203V202H185ZM201 205H203L202 203H204L202 201L199 202ZM23 204V203H22ZM55 204V202H54ZM61 204V203H60ZM65 204V203H64ZM115 203V205H117ZM137 204V203H136ZM157 204V203H156ZM199 204V205H200ZM207 204V203H206ZM242 204V203H241ZM240 204V205H241ZM257 204V203H256ZM66 205V204H65ZM72 205V204H70ZM198 205V206H199ZM244 205V204H242ZM15 206V207H14ZM21 206V205H20ZM23 206V205H22ZM29 206V205H28ZM27 206V207H28ZM112 209H110V213L111 212H118V206L114 207V205H112ZM175 206V205H174ZM187 206V205H186ZM206 206L205 204L203 205ZM18 207V206H17ZM69 207V206H68ZM67 207V209H68ZM158 207V206H157ZM189 207V206H188ZM202 207V206H201ZM200 207V208H201ZM221 207V206H220ZM248 207V206H247ZM20 208V207H19ZM22 208V207H21ZM72 208L73 212L74 211L73 207L70 206V209ZM104 208V207H103ZM117 208V209H116ZM150 208H156V207H150ZM149 210L145 213L144 212V217L145 219L148 218V216L150 217V215L152 214V212H155L153 210ZM173 208V207H172ZM199 208V209H200ZM201 208V209H203ZM213 208V207H212ZM224 208V209H225ZM245 208V207H243ZM249 208V207H248ZM88 209V208H87ZM89 209V210H90ZM120 209V208H119ZM189 209V208H188ZM198 209V210H199ZM200 209V210H201ZM216 209V208H215ZM20 210V209H18ZM25 210V209H24ZM71 210V211H72ZM90 210V211H91ZM121 210V209H120ZM134 210V209H133ZM174 211L176 210L173 209ZM172 210V211H173ZM179 210V208H178ZM183 210V208H182ZM187 209H184V211H186ZM196 210V209H195ZM199 210V211H200ZM205 210V209H204ZM201 210V211H204ZM242 210V209H241ZM249 210V209H248ZM255 210V209H254ZM257 210V209H256ZM26 211V210H25ZM67 211V210H66ZM78 211V210H77ZM170 211V210H169ZM180 211V210H179ZM183 211V212H184ZM190 211V210H188ZM187 212L183 213L181 211V213L177 212L178 215L177 220H173V222H177V226L174 228V230L169 231V228L166 232L163 233L164 228L163 227H170L171 229H173V227H171L170 225H172V220L170 219V221H163L160 224V227L157 228V226H155V228H153L154 226H150V224L146 223L148 222L147 220L141 219L140 223L142 222V224L140 225L139 223V227L136 230L137 232H135L136 236L134 238H136V244H137V250H139V248L147 253V255L145 256V258H147L148 256V260H150L151 264H183L182 261H184L186 264H197V254H199L201 251H204L205 254H203V259H202V252H201V260H202V264H235V263H230L229 261V256L232 254V252L234 251L233 249H235L233 246L229 245L228 243L226 244H222L219 247L214 248L213 245L216 244L215 240L216 239L214 236L216 234V229L218 228L217 223L215 221H209V224L211 222V225L209 228L206 229H200L197 230V228L195 229L194 223H197V221H194V219L199 217H195L192 219H187V214H189ZM197 211V213L199 212ZM219 211V210H218ZM252 211V210H251ZM23 214V211H21ZM68 212H70L68 210ZM143 212V211H142ZM176 212V211H175ZM209 212V211H208ZM214 212V211H213ZM241 212V211H240ZM239 212V214H240ZM243 212V211H242ZM241 212V213H242ZM256 212V211H255ZM77 213V212H76ZM104 213V212H103ZM107 213V212H106ZM113 213V214H114ZM172 213V212H171ZM174 213V212H173ZM175 213V215L177 214ZM193 213V212H191ZM190 213V214H191ZM195 213V211H194ZM196 213V214H197ZM202 213V212H201ZM207 213V212H206ZM205 213V214H206ZM224 213V212H223ZM27 214V213H26ZM29 214V213H28ZM73 214V213H71ZM79 214V213H78ZM88 214V213H87ZM87 214H84L85 217L87 216ZM105 214V213H104ZM111 213L110 216H113V218H115L116 220H121L118 216L120 215L119 213H115L118 216H115ZM127 214V213H126ZM25 215V214H24ZM23 215V217H24ZM70 215V214H69ZM157 215V214H156ZM192 215V214H191ZM203 215V214H201ZM221 216V214H219ZM224 215V214H223ZM246 215V214H244ZM32 216V215H31ZM35 216V215H34ZM40 216V214H39ZM66 216V214H65ZM71 216V215H70ZM77 218H81L82 220V216L81 215H74ZM104 216V215H102ZM109 216V217H110ZM115 216V217H114ZM190 217V215H188ZM198 216V214H197ZM211 214L210 216L208 215V217L211 218ZM219 216V217H220ZM226 216V215H225ZM229 216V215H228ZM241 216V214H240ZM247 216V215H246ZM250 216V215H249ZM21 217V215L19 216V218ZM67 217V216H66ZM90 217V216H89ZM97 217V216H95ZM139 217V216H138ZM147 217V218H146ZM173 217V216H172ZM171 217V218H172ZM176 217H174L176 219ZM202 217V216H201ZM218 217V218H219ZM227 217V216H226ZM232 217V216H231ZM29 218V217H28ZM41 218V217H40ZM74 218V217H73ZM203 218V217H202ZM215 218V217H214ZM230 218V217H229ZM228 218V219H229ZM233 218V217H232ZM243 220L246 218L242 217ZM21 219V218H20ZM61 219V218H60ZM71 219V218H70ZM137 219V218H136ZM150 219V218H149ZM157 219V218H156ZM205 219V216H204ZM209 219V218H208ZM223 221H219L220 222V227L221 224L226 223V219L225 217H222ZM227 219V220H228ZM250 219V218H249ZM28 220V219H27ZM36 220V218H35ZM100 220V219H99ZM102 220V219H101ZM111 220V219H110ZM118 220V221H119ZM145 220V221H144ZM200 220V219H199ZM202 220V219H201ZM231 220V219H230ZM247 220V219H246ZM18 221V219H17ZM73 221V220H72ZM77 221V220H76ZM80 221V220H79ZM114 221V220H113ZM132 221V220H131ZM208 221V220H207ZM217 221V220H216ZM232 221V220H231ZM249 221V220H248ZM251 221V220H250ZM94 222V220H93ZM105 222V221H104ZM117 221H114L115 225L117 226V224L121 227V223L122 220L119 224V222L116 224ZM128 222V221H127ZM194 222V223H193ZM216 224H213V223ZM229 222V221H228ZM234 223V221H232ZM232 222L231 225H233ZM253 222V221H252ZM40 223V222H39ZM72 223V222H71ZM157 223V222H156ZM155 223V224H156ZM201 223V222H200ZM204 223V222H203ZM240 223V222H239ZM242 223V220H241ZM247 223V222H246ZM22 224V223H20ZM66 224V223H64ZM89 224V223H88ZM95 224V223H94ZM97 224V223H96ZM135 224V223H133ZM208 225V223H206ZM249 224V223H248ZM75 225V224H74ZM83 225V224H82ZM112 225V224H111ZM206 225V226H207ZM213 225H216V227H213ZM229 225V224H228ZM240 225V224H239ZM238 225V226H239ZM250 225H252L250 223ZM18 227V224L16 225ZM199 226V223H198ZM205 226V225H203ZM225 226H227V224H225ZM244 226V225H243ZM6 229L3 230V229ZM16 227V228H17ZM21 227V226H20ZM40 227V226H39ZM245 227V226H244ZM252 227V226H250ZM135 228V227H134ZM202 228V227H201ZM213 228H216L215 230ZM234 228V227H233ZM236 228V226H235ZM254 228V226H253ZM251 228V229H253ZM24 229V227H23ZM42 229V228H41ZM84 229V228H83ZM89 229V228H88ZM114 229V228H113ZM221 229V228H220ZM238 229V228H237ZM250 229V230H251ZM15 230V228L13 229ZM44 230V229H43ZM58 230V229H57ZM77 230V229H76ZM87 230V229H86ZM90 230V229H89ZM95 230V229H94ZM129 230V229H128ZM224 230V229H223ZM230 230V229H229ZM249 230V231H250ZM256 230V229H255ZM10 233L12 234L13 232ZM16 231V230H15ZM80 231V230H79ZM92 231V230H91ZM109 231V230H108ZM218 231V230H217ZM220 231V230H219ZM240 230H238L239 232ZM244 232V230H241V232ZM252 231V230H251ZM251 231L249 233H251ZM18 232V231H17ZM47 232V231H46ZM50 232V231H49ZM53 232V231H52ZM224 232H227V229L224 230ZM230 232V231H228ZM232 232V231H231ZM255 232V231H254ZM10 233H7L8 236ZM16 233V232H14ZM32 233V232H31ZM82 233V232H81ZM101 233V232H100ZM131 233V232H130ZM215 233V234H214ZM218 233V232H217ZM221 233V231H220ZM218 233V234H220ZM223 233V232H222ZM235 233V232H234ZM28 234V233H27ZM85 234V233H84ZM103 234V233H102ZM216 234V235H218ZM236 234V233H235ZM241 234V233H240ZM253 234V233H252ZM20 235V234H19ZM93 235V234H92ZM108 235V234H107ZM222 235V234H221ZM224 235V234H223ZM222 235V236H223ZM229 235V234H228ZM234 235V234H233ZM232 235V236H233ZM239 235V234H237ZM249 234L247 232H245L244 238L241 240L243 241H239L238 243H240L239 245V249L241 251V253H244L245 255H250L251 256V252H252V248L249 246L248 243V238L247 237ZM14 236V235H13ZM62 236V235H61ZM72 236V235H71ZM79 236V235H78ZM169 236L170 240L168 241H163L165 242L164 245H162V238H165ZM225 236V235H224ZM241 236V235H240ZM18 237V236H17ZM20 237V236H19ZM96 237V236H95ZM100 237V236H99ZM122 237V236H121ZM120 239L124 240V237H122ZM129 237V236H128ZM132 237V235H131ZM182 238V240L179 239ZM238 237V236H237ZM15 238V237H14ZM116 238V237H115ZM133 238V237H132ZM168 238V237H167ZM166 238V239H167ZM214 238V239H213ZM225 238V237H224ZM235 238V236H234ZM58 239V240H57ZM99 239V238H98ZM130 239V238H129ZM165 239V240H166ZM222 239V237H221ZM237 239V238H236ZM122 240L120 241V243H122ZM177 240L179 242H177ZM205 240H207L209 243L207 244L210 247H203L202 246V242H204ZM240 240V239H238ZM262 240V239H261ZM98 241V240H97ZM175 241L177 242L176 244L179 243V245L175 244ZM202 241V242H201ZM89 242V241H88ZM91 242V240H90ZM206 242V241H205ZM221 242V241H219ZM223 242V241H222ZM221 242V243H222ZM237 242V241H236ZM262 242V241H261ZM106 243V242H105ZM77 244V243H76ZM112 244V243H110ZM228 244V245H227ZM233 244H235L233 242ZM237 244V243H236ZM113 245V244H112ZM258 245V244H257ZM74 246V245H73ZM136 246V245H135ZM263 247V246H262ZM259 248V247H258ZM261 248V247H260ZM119 249V248H118ZM122 249V248H121ZM120 250V249H119ZM126 250V249H123ZM136 254L140 251L137 252ZM264 250V249H263ZM130 251V250H128ZM127 251V252H128ZM141 251V252H142ZM256 251V250H255ZM109 252V251H108ZM131 252V251H130ZM261 252V251H260ZM123 253V252H122ZM126 253V251H125ZM129 253V252H128ZM126 253V255L128 254ZM144 253V254H145ZM236 253H238L236 251ZM124 254V253H123ZM132 254V253H130ZM136 255V257L141 255ZM240 254V253H239ZM262 254V253H261ZM264 254V252H263ZM110 255V254H109ZM120 255V254H119ZM234 255V253H233ZM232 256V255H231ZM255 256V254H254ZM253 256V257H254ZM259 256V255H258ZM99 257V256H98ZM143 257V256H142ZM120 260L123 259L122 257H119ZM118 258V259H119ZM144 258V259H145ZM261 258V257H260ZM259 258V259H260ZM136 259V258H135ZM142 259V258H141ZM182 259V261H181ZM235 259V258H233ZM263 259V258H262ZM261 259V260H262ZM99 260V259H98ZM124 260V259H123ZM122 260V261H123ZM147 260V259H145ZM252 260V258H251ZM264 260V259H263ZM128 261V260H126ZM119 262V260L117 261L118 264H135V262L133 263H129V262ZM135 261V260H134ZM137 261V259H136ZM139 258H138V262H139ZM143 261V260H142ZM141 261V263H142ZM235 261V260H234ZM257 261V260H256ZM260 261V260H259ZM137 262V263H138ZM145 262V261H144ZM204 262V263H203ZM253 262V261H252ZM87 263V262H86ZM243 263V262H242ZM248 263V261H247ZM250 263V262H249ZM257 263V262H256ZM100 264V263H99ZM108 264V263H106ZM116 264V263H115ZM200 264V262L198 263ZM251 264V263H250ZM263 264V263H261Z\"/></svg>", "mask_w": 264, "mask_h": 264}]
</instances>
